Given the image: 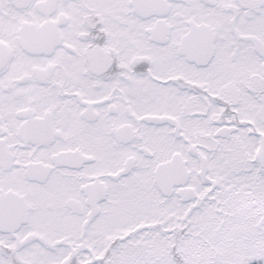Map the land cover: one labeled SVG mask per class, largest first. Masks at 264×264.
<instances>
[{"label": "snow or ice", "instance_id": "1", "mask_svg": "<svg viewBox=\"0 0 264 264\" xmlns=\"http://www.w3.org/2000/svg\"><path fill=\"white\" fill-rule=\"evenodd\" d=\"M0 264H264V0H0Z\"/></svg>", "mask_w": 264, "mask_h": 264}]
</instances>
